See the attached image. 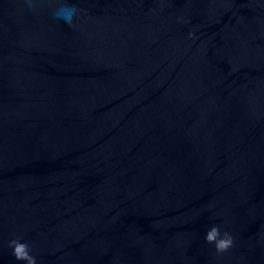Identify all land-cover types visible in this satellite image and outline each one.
<instances>
[{"label": "water", "instance_id": "1", "mask_svg": "<svg viewBox=\"0 0 264 264\" xmlns=\"http://www.w3.org/2000/svg\"><path fill=\"white\" fill-rule=\"evenodd\" d=\"M58 2L0 0V264H264V0Z\"/></svg>", "mask_w": 264, "mask_h": 264}, {"label": "clouds", "instance_id": "2", "mask_svg": "<svg viewBox=\"0 0 264 264\" xmlns=\"http://www.w3.org/2000/svg\"><path fill=\"white\" fill-rule=\"evenodd\" d=\"M57 5L52 12L53 18L63 20L66 24L72 26L74 18L80 10L75 5L67 3L66 0H60ZM190 35L192 34L190 33ZM205 240L209 244H214L218 253L227 251L233 245L232 236L228 232H224L221 236L220 230L216 226L207 231ZM9 246L13 247V255L17 260L25 261L26 264H36L35 258L29 253L28 244L14 239L10 241Z\"/></svg>", "mask_w": 264, "mask_h": 264}]
</instances>
